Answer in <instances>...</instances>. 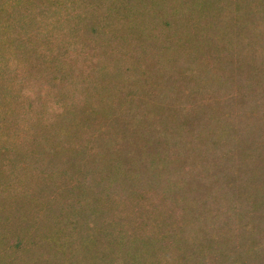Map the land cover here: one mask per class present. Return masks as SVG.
Here are the masks:
<instances>
[{"label":"rangeland","instance_id":"1","mask_svg":"<svg viewBox=\"0 0 264 264\" xmlns=\"http://www.w3.org/2000/svg\"><path fill=\"white\" fill-rule=\"evenodd\" d=\"M0 264H264V0H0Z\"/></svg>","mask_w":264,"mask_h":264}]
</instances>
